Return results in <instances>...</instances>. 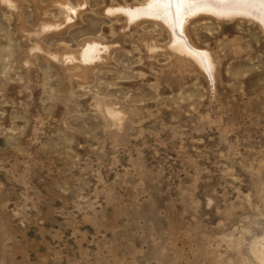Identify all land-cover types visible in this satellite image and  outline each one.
<instances>
[{"label": "rangeland", "instance_id": "obj_1", "mask_svg": "<svg viewBox=\"0 0 264 264\" xmlns=\"http://www.w3.org/2000/svg\"><path fill=\"white\" fill-rule=\"evenodd\" d=\"M147 1L0 0V264H264L263 8Z\"/></svg>", "mask_w": 264, "mask_h": 264}, {"label": "bare ground", "instance_id": "obj_2", "mask_svg": "<svg viewBox=\"0 0 264 264\" xmlns=\"http://www.w3.org/2000/svg\"><path fill=\"white\" fill-rule=\"evenodd\" d=\"M237 4H232L233 7L229 6L225 10H248L247 5L260 6L264 11V0H236ZM212 5L207 0H148L144 4L138 6H132L127 8H120L119 10L129 16L131 20L143 18L145 16L161 17L173 29V34L178 44L181 46L186 45L189 42L187 28L191 21L190 16L196 15V12L210 8ZM198 20V18L194 19ZM185 39L187 41H185ZM183 42H182V41ZM187 46V45H186ZM191 46V45H190ZM194 48V47H193ZM97 45H88L85 50L84 58L93 57L98 51ZM196 50V49H195ZM198 50V49H197ZM93 59V58H92ZM201 59V58H200ZM203 59V58H202ZM89 61L88 59H85ZM207 61L210 62V58L207 55ZM207 65V64H206ZM264 263V262H263Z\"/></svg>", "mask_w": 264, "mask_h": 264}]
</instances>
